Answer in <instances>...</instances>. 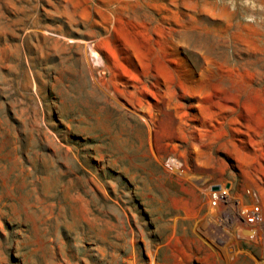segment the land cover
I'll return each instance as SVG.
<instances>
[{
  "label": "rangeland",
  "instance_id": "obj_1",
  "mask_svg": "<svg viewBox=\"0 0 264 264\" xmlns=\"http://www.w3.org/2000/svg\"><path fill=\"white\" fill-rule=\"evenodd\" d=\"M221 181L264 213V0H0V264H264Z\"/></svg>",
  "mask_w": 264,
  "mask_h": 264
},
{
  "label": "built area",
  "instance_id": "obj_2",
  "mask_svg": "<svg viewBox=\"0 0 264 264\" xmlns=\"http://www.w3.org/2000/svg\"><path fill=\"white\" fill-rule=\"evenodd\" d=\"M167 165L180 175L185 171L182 162L178 159H168ZM214 185L218 188L214 189ZM232 190L233 185L229 181L213 182L207 185L206 194L213 216L224 223L227 229H236L238 238L256 239L258 227L264 223L263 210L257 201L245 204L239 197L232 196ZM247 192L250 193V190L247 189Z\"/></svg>",
  "mask_w": 264,
  "mask_h": 264
},
{
  "label": "water",
  "instance_id": "obj_3",
  "mask_svg": "<svg viewBox=\"0 0 264 264\" xmlns=\"http://www.w3.org/2000/svg\"><path fill=\"white\" fill-rule=\"evenodd\" d=\"M213 188H214V189H217V188H218V186H217V185H214V186H213Z\"/></svg>",
  "mask_w": 264,
  "mask_h": 264
}]
</instances>
